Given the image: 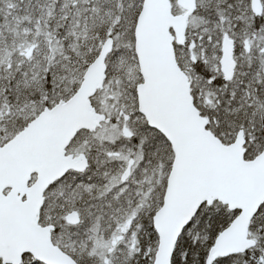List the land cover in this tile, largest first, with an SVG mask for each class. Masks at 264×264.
Here are the masks:
<instances>
[{
	"label": "snow or ice",
	"instance_id": "obj_1",
	"mask_svg": "<svg viewBox=\"0 0 264 264\" xmlns=\"http://www.w3.org/2000/svg\"><path fill=\"white\" fill-rule=\"evenodd\" d=\"M0 264H264V0H0Z\"/></svg>",
	"mask_w": 264,
	"mask_h": 264
}]
</instances>
